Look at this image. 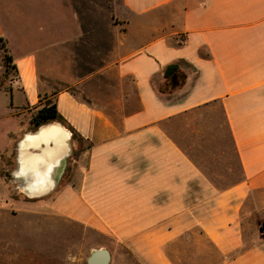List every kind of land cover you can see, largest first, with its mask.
<instances>
[{
  "label": "crops",
  "instance_id": "crops-1",
  "mask_svg": "<svg viewBox=\"0 0 264 264\" xmlns=\"http://www.w3.org/2000/svg\"><path fill=\"white\" fill-rule=\"evenodd\" d=\"M0 38L12 108L53 96L75 132L20 125L15 170L24 135L59 125L21 151L56 181L12 211L0 173V264H86L101 248L108 264H264V0H0ZM172 63L182 84L161 92ZM211 110L234 165L223 142L169 133Z\"/></svg>",
  "mask_w": 264,
  "mask_h": 264
},
{
  "label": "rangeland",
  "instance_id": "rangeland-1",
  "mask_svg": "<svg viewBox=\"0 0 264 264\" xmlns=\"http://www.w3.org/2000/svg\"><path fill=\"white\" fill-rule=\"evenodd\" d=\"M5 56V51L0 48V77L6 78L7 80H11L14 78V71L10 64L4 62L3 58ZM2 82V80L0 79ZM1 86V84H0ZM19 99V96H13L12 100L14 103ZM10 96L9 92L4 90H0V173L1 176L5 179V185L7 189V207L8 210L16 211L21 206L30 205L31 198L22 190L21 186L23 181L20 179H16L14 176L15 172V145L16 141L20 138V125L25 124L27 119H29V111L28 112H20L15 110L10 105ZM7 114L5 117L4 115ZM215 111H204L202 113L190 114L183 117L180 121H171L169 124V133L175 136L177 139H181L183 142L190 141V144H200L202 146L209 145L210 147L216 142H223L225 145L224 153L219 156L224 157L223 162L230 163L234 165L235 156L233 152V148L230 145V149L226 148L228 138L226 135V131L222 129V125L220 126V130L212 131L211 126L215 125L217 122ZM180 127H184L180 129ZM186 127H188L186 129ZM191 127H199L198 132L192 131ZM204 128V129H202ZM186 129V130H185ZM192 150V149H191ZM193 151V150H192ZM211 151V150H210ZM208 152L209 156H218V154ZM204 152V153H206ZM199 156H202L199 154ZM208 168H214L215 171H219L221 168H227L229 165L223 166L222 164H217L214 166L206 165ZM1 183V187H2ZM34 200H39L45 202L47 197H39L34 198ZM35 202V201H34ZM263 219V218H262ZM261 219V220H262ZM254 222H261L258 220V217L252 219Z\"/></svg>",
  "mask_w": 264,
  "mask_h": 264
},
{
  "label": "bare ground",
  "instance_id": "bare-ground-1",
  "mask_svg": "<svg viewBox=\"0 0 264 264\" xmlns=\"http://www.w3.org/2000/svg\"><path fill=\"white\" fill-rule=\"evenodd\" d=\"M49 126H52L53 128L51 129ZM52 130L53 131L56 130L55 133H52ZM60 132H61V129L59 125L57 124L48 125V126L41 127L38 131L34 133H26L23 139L19 142L20 161H19V167L16 170L19 169L18 172L20 173L19 174L16 173V170H15L14 176L21 177L23 179L21 188L28 196H35V195L44 193L48 189H50V187H52L53 182H54V179L52 177L54 173V168H53V163L49 165L48 164L49 161L45 162L44 160L46 159L45 156L40 155V154H32V156L30 157L32 158V160H37L33 165H30V166L27 165L26 167L23 166V164L21 163L22 162L21 151L23 150V147H24L23 144L29 141V140H26L27 138H29V135L27 134L34 135L33 141L35 142H32L31 145L38 146V143L41 140L43 141H46L47 139L55 140L56 138H58ZM38 165H40V167H38ZM45 180H48V181L44 182Z\"/></svg>",
  "mask_w": 264,
  "mask_h": 264
},
{
  "label": "trees",
  "instance_id": "trees-1",
  "mask_svg": "<svg viewBox=\"0 0 264 264\" xmlns=\"http://www.w3.org/2000/svg\"><path fill=\"white\" fill-rule=\"evenodd\" d=\"M0 41L2 39L0 38ZM5 60H9V56L5 57ZM164 83L159 87L161 92H170L178 88L183 81V73L177 63H172L166 66L163 73ZM58 121L66 128L70 129L75 136V132L70 125L59 114L56 104V99L53 96H40L38 103L33 107L29 116V129L34 131L39 126L48 122ZM262 234V233H261ZM262 236H264L262 234Z\"/></svg>",
  "mask_w": 264,
  "mask_h": 264
},
{
  "label": "water",
  "instance_id": "water-1",
  "mask_svg": "<svg viewBox=\"0 0 264 264\" xmlns=\"http://www.w3.org/2000/svg\"><path fill=\"white\" fill-rule=\"evenodd\" d=\"M64 165V160L63 158L59 160L58 162V171L56 170L57 173H61ZM56 179H54L53 184L55 183ZM53 186V185H52ZM51 188V187H50ZM45 193V192H44ZM43 194V193H41ZM38 194V195H41ZM259 231L264 235V219L261 220L259 223ZM86 264H108V253L104 248L94 250L89 257L87 258Z\"/></svg>",
  "mask_w": 264,
  "mask_h": 264
}]
</instances>
